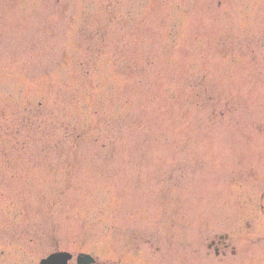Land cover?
<instances>
[{
  "label": "rangeland",
  "instance_id": "1",
  "mask_svg": "<svg viewBox=\"0 0 264 264\" xmlns=\"http://www.w3.org/2000/svg\"><path fill=\"white\" fill-rule=\"evenodd\" d=\"M56 252L264 264V0H0V264Z\"/></svg>",
  "mask_w": 264,
  "mask_h": 264
},
{
  "label": "water",
  "instance_id": "2",
  "mask_svg": "<svg viewBox=\"0 0 264 264\" xmlns=\"http://www.w3.org/2000/svg\"><path fill=\"white\" fill-rule=\"evenodd\" d=\"M69 258L68 254H55L50 256L47 260L42 261L41 264H59L60 262H66V260ZM92 259L89 258L88 256H79L78 258V263L79 264H88L91 263Z\"/></svg>",
  "mask_w": 264,
  "mask_h": 264
},
{
  "label": "flooded vegetation",
  "instance_id": "3",
  "mask_svg": "<svg viewBox=\"0 0 264 264\" xmlns=\"http://www.w3.org/2000/svg\"><path fill=\"white\" fill-rule=\"evenodd\" d=\"M222 242H223V244H222L223 252H222L221 256L224 257L225 254H226V251H229V252H230V255L234 256V255H235V250H234L233 248H230L231 245H230V243H229V237H228L227 235L221 237L217 243H216V242H212V243H211V247H212V249H213V251H214V254H215L216 256L219 255V250H220L219 247H220V244H221ZM226 242H227V243H226Z\"/></svg>",
  "mask_w": 264,
  "mask_h": 264
}]
</instances>
